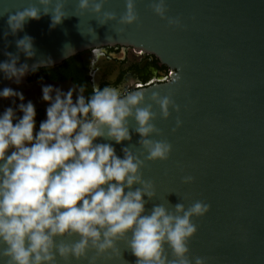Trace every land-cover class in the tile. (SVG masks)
<instances>
[{
	"label": "water",
	"instance_id": "1",
	"mask_svg": "<svg viewBox=\"0 0 264 264\" xmlns=\"http://www.w3.org/2000/svg\"><path fill=\"white\" fill-rule=\"evenodd\" d=\"M30 3L35 0H0V15L5 10L14 14ZM165 3L166 16L179 17V27L154 15L149 0H135L137 21L131 25L115 21L98 25L90 13L75 9V0H67V17L60 24L49 28V16L42 15L28 20L15 37L3 36L6 13L0 16V61L6 59L5 51L15 53L14 40L25 34L32 38L35 51L28 59L21 54L18 63L29 68L55 65L103 45H128L154 55L172 72L163 82L137 90L143 91L145 103L152 92L169 95L178 111L169 107V116L160 119L153 105L159 135L151 138L166 140L171 149L166 160L146 161L141 169L143 178L153 184L150 203L169 209L177 202L185 207L196 200L208 204V211L192 220L196 232L188 240L189 258L202 257L206 264H264V0ZM102 10L119 17L124 2L106 0ZM27 75L18 84L0 76V88L19 91L24 102L31 101L41 111L40 121L46 107L40 98L42 85L62 91L81 88L70 78L27 80ZM8 106L15 104L0 99V112ZM128 124L131 140L113 143L118 156L122 146L138 150V135L131 131L134 121ZM183 176L192 181L182 183ZM121 255L133 264L130 253Z\"/></svg>",
	"mask_w": 264,
	"mask_h": 264
},
{
	"label": "clouds",
	"instance_id": "2",
	"mask_svg": "<svg viewBox=\"0 0 264 264\" xmlns=\"http://www.w3.org/2000/svg\"><path fill=\"white\" fill-rule=\"evenodd\" d=\"M66 2L35 0L14 14L5 10L3 36L15 37L28 20L42 15L55 27L67 17ZM123 2L119 17L102 10L106 0H75V9L90 13L98 25H131L137 21L135 0ZM148 7L168 26H180L179 17L166 16L165 0H149ZM14 46L15 53H3L0 76L18 84L40 64L18 63L21 54L34 55L30 36L15 39ZM40 98L45 118L37 125L32 102L0 88V99L15 104L0 112V264H128L122 251L135 258L133 264H206L202 257L189 258L187 244L196 232L193 218L203 216L208 204L177 202L169 209L150 203L153 184L141 172L146 161L169 156L171 145L151 138L159 135L153 105L160 119L169 116V107L178 111L169 95L152 92L145 103L137 88L93 86L85 96L76 86L62 91L47 84ZM130 119L138 150L122 146L118 156L113 143L131 140ZM180 124L177 118L175 127ZM191 181L181 177L182 183Z\"/></svg>",
	"mask_w": 264,
	"mask_h": 264
},
{
	"label": "flooded vegetation",
	"instance_id": "3",
	"mask_svg": "<svg viewBox=\"0 0 264 264\" xmlns=\"http://www.w3.org/2000/svg\"><path fill=\"white\" fill-rule=\"evenodd\" d=\"M75 55L73 62L82 77L86 96L93 86L132 89L161 83L169 69L154 55L128 45L97 46Z\"/></svg>",
	"mask_w": 264,
	"mask_h": 264
},
{
	"label": "trees",
	"instance_id": "4",
	"mask_svg": "<svg viewBox=\"0 0 264 264\" xmlns=\"http://www.w3.org/2000/svg\"><path fill=\"white\" fill-rule=\"evenodd\" d=\"M75 56L76 55L70 56L55 65L37 67L34 72L27 75L26 79L34 80L39 78L42 79L46 78V79L61 80L70 77L73 82L79 84L84 90V92H86V89L81 84L82 77L80 76L79 71L73 62ZM35 111H36L35 119H37L39 123L41 117V111L40 110H35Z\"/></svg>",
	"mask_w": 264,
	"mask_h": 264
},
{
	"label": "built area",
	"instance_id": "5",
	"mask_svg": "<svg viewBox=\"0 0 264 264\" xmlns=\"http://www.w3.org/2000/svg\"><path fill=\"white\" fill-rule=\"evenodd\" d=\"M171 72H172V70L169 68L167 74L165 75V78L169 77V75L171 74Z\"/></svg>",
	"mask_w": 264,
	"mask_h": 264
}]
</instances>
